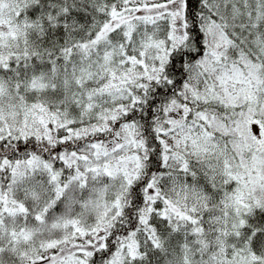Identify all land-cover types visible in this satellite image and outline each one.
Wrapping results in <instances>:
<instances>
[{"label": "trees", "instance_id": "16d2710c", "mask_svg": "<svg viewBox=\"0 0 264 264\" xmlns=\"http://www.w3.org/2000/svg\"><path fill=\"white\" fill-rule=\"evenodd\" d=\"M179 1L27 0L20 7L32 25L23 49L0 58V110L41 109L44 128L26 129L19 120L0 127V197L7 198L5 208L0 200V264L207 263L201 211L191 210L192 222L168 192L172 174L190 172L168 162L162 135L195 122L244 166L248 136L236 135L234 124L251 115L264 128L263 95L252 103L202 102L189 76L205 57L226 63L236 51L264 71V0H183L180 35L167 9L87 42L112 10ZM209 27L229 40L228 53H212ZM149 38L169 42L162 60L146 55ZM125 74V95L106 99L99 90L106 79ZM130 155L137 161L130 175L111 169L114 159ZM195 177L215 197L234 182L215 184L201 171ZM251 194L256 201L226 233V248H245L253 264H264V185Z\"/></svg>", "mask_w": 264, "mask_h": 264}, {"label": "rangeland", "instance_id": "374dc122", "mask_svg": "<svg viewBox=\"0 0 264 264\" xmlns=\"http://www.w3.org/2000/svg\"><path fill=\"white\" fill-rule=\"evenodd\" d=\"M26 2L27 0H0L1 59H5L9 52L24 47L26 30L32 25L19 15L20 7ZM182 3L183 0L179 1L173 8L170 6L171 2H160L135 9L112 10L109 17L99 25L98 30L87 42L93 44L103 39L111 29L120 25L127 27L134 17L154 15L167 9L172 10L170 17L172 29L175 34L180 35L183 31ZM207 33L214 55L228 53L229 40L222 33L213 27H209ZM168 44L165 39L149 38L145 43L146 55L151 60L160 61ZM83 45L87 44L83 43ZM106 56L107 53H104L103 61ZM226 57V63L220 62L218 57H205L199 66L190 71L189 82L194 86L201 101L220 100L227 105L245 101L252 103L257 102L256 97L262 98L263 95L262 102H264V71L257 63L248 61L239 51ZM202 72L206 73L208 80ZM119 78L124 81L127 75L118 78L110 76L99 89L104 90L106 99H120L125 95L124 85L119 83ZM2 91L3 84L0 82V94ZM87 102L90 107L94 104L90 94L87 96ZM201 115L205 117V114ZM43 116L44 112L41 109L33 110L24 104L9 106L4 111L0 110V127H4L5 123L12 126L16 120H19L21 126L26 129L34 126L44 128ZM246 118L234 124L236 135L248 136H242V148H246L243 151L247 160L242 163L244 166L240 164V168L220 137L200 124L189 121L162 135L171 148L168 162L172 166L190 172L188 175L172 174L168 192L174 202L173 208L192 222L195 219L191 210L201 211L202 217L199 221L204 233L202 238L208 244L210 251L206 264H253L255 258V255L245 248L231 251L226 248V233L238 227L244 213L250 210L251 202L256 201V197L251 194L252 190L264 185V170L260 159L264 155V128L257 118L251 115ZM207 119L208 122L211 121L210 118ZM136 165L137 161L133 155L117 157L111 163V169L121 170L130 175ZM200 171L215 184H225L232 179L233 185L229 191L221 189L218 197H215L211 189L196 179L195 174H199ZM0 200L2 207L5 208L7 198L0 197ZM213 207L221 208L223 211H217Z\"/></svg>", "mask_w": 264, "mask_h": 264}]
</instances>
